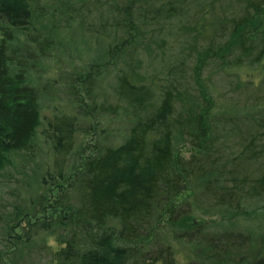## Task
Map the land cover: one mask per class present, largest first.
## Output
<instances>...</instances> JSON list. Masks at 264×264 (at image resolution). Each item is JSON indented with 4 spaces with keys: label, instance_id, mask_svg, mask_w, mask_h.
<instances>
[{
    "label": "trees",
    "instance_id": "1",
    "mask_svg": "<svg viewBox=\"0 0 264 264\" xmlns=\"http://www.w3.org/2000/svg\"><path fill=\"white\" fill-rule=\"evenodd\" d=\"M88 1L53 5L46 24L38 0H0V182L14 157L42 162L36 196L0 212V264H264V203L251 207L264 198V102L260 117L217 112L204 77L234 50L237 66L255 56L264 100V0H236L246 8L228 23L212 21L214 2L195 14L191 0L112 1L85 25ZM72 28L106 45L99 58L33 82L35 59ZM143 55L158 72H144Z\"/></svg>",
    "mask_w": 264,
    "mask_h": 264
},
{
    "label": "rangeland",
    "instance_id": "2",
    "mask_svg": "<svg viewBox=\"0 0 264 264\" xmlns=\"http://www.w3.org/2000/svg\"><path fill=\"white\" fill-rule=\"evenodd\" d=\"M67 1H73V3H76L80 0H38L40 5L45 7L43 9V13L47 14L48 16H46V18L43 20L44 23L51 24L50 18L52 17L51 12L53 5H57V3L61 4ZM112 1H118L122 3V0H91L85 5L80 4L82 6V14H80V17L86 18L85 25L86 23L96 24V20L93 17H91L92 19L88 18L89 10L93 11L94 13H98L99 11L96 8H100L101 6L105 5L106 6L104 8H107V6L111 5ZM211 2H214L213 4L215 5V7L211 8L213 9L211 14L214 18H212V21L217 19L220 20L221 18V21L225 20L228 23L234 18L241 17L240 15H242L243 10L246 8V5L239 4L236 2V0H191L189 1V4L191 5L189 10L196 14L199 12L201 7H209ZM56 24L60 31L63 32L66 25L65 22L58 21ZM173 29L175 30L170 33V35L174 36L168 39L170 43L175 44V47H173L171 53L172 55H176V53L181 51L179 44L176 43L180 40V38L176 35L178 34L177 27ZM225 31L226 29L224 32ZM179 33L181 34L182 32L180 31ZM164 35L168 36L167 33H164ZM58 40L57 48H54L51 55H46L41 59H35L36 66L33 68V70H31V79L33 82L36 81L38 85L47 81H53L54 78L58 77V74H62V77H65L67 74H71L72 72H83L87 65L94 59L99 58L101 53L106 48V45H103L102 43L100 44L98 41H96L94 36L89 37L84 35L75 28L65 31L63 34L59 35ZM218 42H220V39L215 41V43ZM202 44H204V42H202ZM183 50H187L185 45L183 46ZM240 53L241 52L239 50H234V53L232 56H230L229 64L226 65V68H223L217 64L210 65L204 72L205 81L209 90L211 91V95L217 102V112H230L236 115L252 113L253 115L251 116L260 117L261 111L258 109L261 108V106L257 107V105L263 103L264 100H262L263 91L259 90L258 83L263 73V65L262 63L248 65V63L254 60L255 57L251 56L250 58L246 59L245 66H237L236 62L238 61L237 58L241 57ZM142 58L144 61L143 66L145 68V73H149L152 68H154L157 72L159 71V60L152 62L145 55H143ZM149 64L152 66V68L149 67ZM190 65L191 62H188V66ZM59 80L61 81V84L64 83V79ZM108 85V83L104 82L102 83L101 87L105 90H108ZM61 89L62 88L58 90L56 102L53 104L54 106L58 105L60 109L66 105V99L68 98L65 95V92H63V89L62 91ZM105 97H108L109 103L113 102V99L109 97L108 91L104 94V98ZM45 103H49V100H46ZM44 113L50 115L53 112L51 109H45ZM99 121H103L99 126L104 125V120L100 119ZM110 125L118 135H120L122 130H124L123 125H121L118 120H112ZM41 130L42 127L39 131ZM85 140V143L93 142V139L88 137ZM178 150L179 153L186 158L190 157L193 153V150L188 145H183L179 147ZM261 155L262 156L258 161L259 163H257L254 167V171L258 167H260L261 170L264 169L261 164L264 163V152ZM14 158V165L10 169L12 178L9 176L7 179H3V181L1 180L0 182V212L2 214L13 211L17 204H19V206H24L26 204L24 200H28L30 197L32 198L36 196V189H38V191L40 190V184L38 183L37 178H34V176L35 173L40 170L39 166H42L41 159H38V161L35 163L33 161L29 162L23 157ZM29 167H33L35 172L33 173L32 168L30 169ZM189 194V191L184 193L178 199V201L180 202L182 200H186ZM263 199L264 198L253 201L251 207H262L260 205H263ZM205 218L207 219V217ZM208 218L210 217L208 216ZM4 243V238L0 234V251L5 249ZM48 244L53 248H57L53 238H48ZM43 255L45 256V254ZM35 262L36 264L41 263L38 259H36Z\"/></svg>",
    "mask_w": 264,
    "mask_h": 264
}]
</instances>
